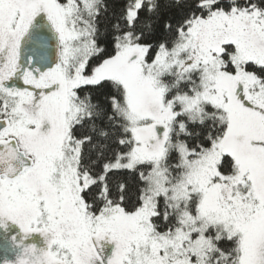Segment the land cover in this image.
I'll use <instances>...</instances> for the list:
<instances>
[{"label": "snow or ice", "instance_id": "1", "mask_svg": "<svg viewBox=\"0 0 264 264\" xmlns=\"http://www.w3.org/2000/svg\"><path fill=\"white\" fill-rule=\"evenodd\" d=\"M0 264H264V0H0Z\"/></svg>", "mask_w": 264, "mask_h": 264}]
</instances>
